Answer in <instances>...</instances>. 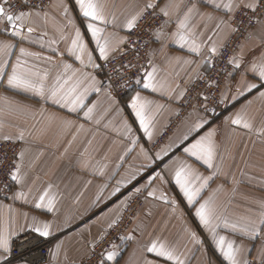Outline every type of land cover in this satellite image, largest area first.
<instances>
[{
	"label": "crops",
	"instance_id": "crops-1",
	"mask_svg": "<svg viewBox=\"0 0 264 264\" xmlns=\"http://www.w3.org/2000/svg\"><path fill=\"white\" fill-rule=\"evenodd\" d=\"M261 1L98 0L105 22L94 23L104 30L101 42L108 41L107 58L124 42L130 31L127 22L133 17L137 21L146 9L157 8L166 19L153 35L143 78L124 103L101 88L96 68L102 58L76 0H51L43 10L24 12L26 19L17 22L19 37L12 36L8 25L0 21V43L13 45L9 55H0L5 67V75L0 77V140L21 144L16 171L20 181H15L8 200H0V232L8 240V250L0 249V264H6L16 237L25 232L39 235L35 228L45 223L50 225L49 235L39 236L50 239L51 247L43 264L80 263L138 189L147 196L121 237L122 243L110 250L118 255L108 261L107 251L100 264H172L147 252L153 241L163 243L183 264H227L215 244L221 236L226 245L231 242L239 249L237 264L264 260V231L251 236L228 226H251L264 212V97L260 96L264 87L254 70V66L264 65V15L232 60L233 73L224 96L230 108L226 116L208 124L193 112L156 152L149 148L177 114L188 85L207 71L211 58L230 38L235 11L249 3L256 7ZM229 3L231 10L224 7ZM77 30L86 46L83 62L69 52ZM21 48L30 55L21 56ZM18 59L39 76L47 74L46 93L57 85L58 78L70 77L69 85L80 82L78 91L88 89L84 106L70 111L68 106L32 92L10 88L8 74ZM149 73L153 88L144 87ZM33 79L39 82L37 77ZM249 84L256 85L251 92L247 91ZM137 96L144 104L150 139L130 107ZM88 108L92 112L86 117ZM237 116L241 123L233 124ZM244 123L250 127L245 128ZM209 133L212 167L186 151ZM180 169L194 188L210 178L192 205L175 183ZM140 177L145 178L143 187H128ZM117 188L120 191L112 195ZM45 191L54 198L51 211L36 207ZM21 192L24 196H17ZM206 201L212 209L209 226L196 216V209Z\"/></svg>",
	"mask_w": 264,
	"mask_h": 264
},
{
	"label": "built area",
	"instance_id": "built-area-1",
	"mask_svg": "<svg viewBox=\"0 0 264 264\" xmlns=\"http://www.w3.org/2000/svg\"><path fill=\"white\" fill-rule=\"evenodd\" d=\"M50 0H7L6 10L14 14L29 10H43ZM4 4V0H0ZM257 12L241 9L235 18V35L225 46L220 55L213 59L210 71L197 80L187 90L181 101V114H185L197 106L202 111L212 114L219 107L220 90L223 80L229 72V61L238 48L241 38L256 22ZM165 20L156 10L143 13L137 23L127 33L123 44L114 55L98 60L96 74L100 78L101 87L109 91L116 99L122 101L132 89L136 88L143 78L149 62L153 35L162 29ZM237 37H240L238 40ZM241 39V40H240ZM17 147L13 142H0V198L11 193L9 176L14 168V157ZM135 212L133 204L116 224L114 233L93 246L89 256L78 264H100L102 255L110 250V242L114 241L120 230L129 224ZM51 240L44 239L32 232H25L16 237L11 245L6 264L22 262L26 264H43L49 257ZM245 264H264V260H248Z\"/></svg>",
	"mask_w": 264,
	"mask_h": 264
},
{
	"label": "snow or ice",
	"instance_id": "snow-or-ice-1",
	"mask_svg": "<svg viewBox=\"0 0 264 264\" xmlns=\"http://www.w3.org/2000/svg\"><path fill=\"white\" fill-rule=\"evenodd\" d=\"M77 5L79 6L80 12L82 13L83 17L86 18L88 21L86 27L88 32L91 34L92 39L96 42L97 48L99 49L100 58L107 59V48H108V41L107 39L101 42V33L104 31L102 28L96 26L94 22H101L104 23V16L102 14V5L98 3V0H76ZM7 4V0H4V4H0V21L6 22L9 29L11 30V35L19 37L21 35V31L18 28V23L21 24L26 19L27 14L24 12H20L19 15L14 14L13 12L7 11L5 5ZM152 5H148L151 7ZM220 7V5H217ZM225 8L231 10L232 4L224 5ZM245 7L250 8L251 10L255 11V4L249 3L246 4ZM167 15V13H165ZM136 17H133L127 22L126 27L131 29L136 24ZM29 32L32 31L31 28L28 29ZM180 40L184 41L185 38L180 36ZM85 44L81 39L80 31L77 30L75 39L72 41V47L69 49V52L74 54L77 60L82 61V56L85 52ZM13 48L12 44L9 43H0V55L7 56L10 54L11 49ZM196 46L193 45V49L195 50ZM212 51H215L213 49ZM20 55H30V53L25 52L23 48L20 49ZM88 62L91 64L92 56L91 54L88 55ZM6 63V62H5ZM239 67V64L236 65ZM67 67V66H66ZM254 70L258 71V76L261 83V86L264 87V65H261L258 69L255 68ZM5 75V67L4 64H0V77ZM33 77H37L39 82ZM47 79V74L44 76H39L38 73L32 72L30 69H27L24 66V62L21 60H17V62L12 66L11 73L8 74L7 83L10 88L13 89H22L24 91H29L34 93L37 96L44 97L46 99L52 100L54 103H58L61 106H68L70 111H76L78 108L84 106V99L88 93V89L85 88L83 91H78L80 87V82H76L74 84L69 85L70 77L67 79H63L62 81L60 78L57 79V85L53 87L46 93L44 81ZM152 74L149 73L147 79L144 81L145 88H153L154 85L152 84ZM93 87H94V78H93ZM255 84L247 85V91L251 92L253 88H255ZM261 97H264V92L260 93ZM5 104L8 102L5 100ZM130 107L135 112L137 119L139 120L140 126L145 132V134L151 138V132L149 131L148 123L144 116V104L140 101V98L134 97L132 99ZM92 112V108H88L85 116H89ZM233 124H240L241 119L237 116L235 119L232 120ZM245 128H249L250 125L244 123L243 125ZM197 127H202L198 125ZM212 133L208 134V137H202L201 140L197 141L195 144L191 146L190 149H186V151L195 156L197 159H202L208 167H212V159H213V148L211 144ZM135 143V141H133ZM157 159H160L159 154H157ZM18 171V169H17ZM131 179H135L133 176ZM175 183L180 188L182 194L186 198L189 205H192L197 197L199 196L201 190L207 185L208 179H205L203 183L200 185L199 188H194L192 186V182L185 172L184 169H180L175 174ZM11 180L16 181L17 183L20 181V177L17 175V172H13L11 174ZM120 189L117 188L112 193V195H116ZM139 191V189L137 190ZM152 195V193H149ZM17 196L23 197L24 194L17 193ZM166 201V198H164ZM54 206V198L49 196V193L45 191L40 197L39 201L36 203L37 208L46 207L49 211L52 210ZM264 208V204L261 205ZM196 216L199 218V221L204 226H209L211 223L212 217V209L209 207V202H205L201 204L199 208L196 209ZM232 229L239 230L240 232L249 234L251 236H256L259 234L260 231H264V212H261L260 219L258 223L253 225L249 224H236L232 223L230 225ZM50 225L45 223L40 227H36L35 231L39 233L40 236L47 237L49 235ZM123 239V238H122ZM127 239H131L128 237ZM215 239V237H214ZM215 244L217 249L222 253L225 261L227 264H237V253L239 251L238 248H234L233 243L228 242L227 245L225 243V238L223 236L215 239ZM0 249L4 251L8 250V240L7 237L4 235L3 232H0ZM147 252L155 254V256L162 258L165 261H170L172 264H183V261L179 260L176 257L172 250L167 248L163 243L153 241L151 245L147 248ZM118 253L116 251H109L106 253V259L108 261H112L116 258Z\"/></svg>",
	"mask_w": 264,
	"mask_h": 264
},
{
	"label": "rangeland",
	"instance_id": "rangeland-1",
	"mask_svg": "<svg viewBox=\"0 0 264 264\" xmlns=\"http://www.w3.org/2000/svg\"><path fill=\"white\" fill-rule=\"evenodd\" d=\"M50 2H51V0H50ZM50 2H49V4H50ZM156 10L162 17H163V19L165 20V23H166V19H165V17L157 10V8H149V9H146L143 13H145L146 11H148V10ZM241 9H246V10H249V11H252V12H257L259 9H260V11H259V14L257 15V18H256V22H255V24L253 25V26H251L250 28H249V30L247 31V33H246V35L244 36V37H242L240 40V43H239V46H238V48L235 50V52L233 53V55H232V57L230 58V61H229V72H228V74H227V76L225 77V79L223 80V88H221V90H220V93H219V95H220V105H219V107L217 108V109H215L214 111H213V113L212 114H208V112L207 111H202V110H200L197 106H193L192 107V109H190L189 111H187L185 114H181V101H182V99H183V97L185 96V94H186V92H187V90L189 89V87H191L197 80H199L201 77H203L204 75H206L209 71H210V69H211V67H212V63H213V59L214 58H216V57H218L219 55H220V53H221V51L225 48V46L233 39V37H234V35H235V32H236V30H235V26H234V21H235V18H236V15H237V13L241 10ZM142 13V14H143ZM141 14V15H142ZM140 15V16H141ZM263 15H264V1H261L260 3H258V5L255 7V11H253V10H251V9H249V8H245V7H240V8H238L236 11H235V13H234V15H233V17H232V20H231V29H232V32H231V36H230V38L228 39V41L224 44V46L220 49V51L216 54V55H214L212 58H211V60H210V63H209V66H208V68H207V71L204 73V74H202L198 79H196L195 81H193L190 85H188V87L186 88V90H185V92H184V94L182 95V97H181V99H180V101H179V104H178V112H177V114L174 116V117H172V118H170L169 119V121H168V125H167V127L165 128V130L163 131V133L158 137V139L153 143V144H151V146L149 147L150 148V151L151 152H156L164 143H165V141L169 138V136H171L172 134H173V132L175 131V129L178 127V125H180L181 124V122L189 115V114H191V113H193V112H195V113H199L200 115H202L204 118H206L207 120H208V124H213V123H216V122H218L219 120H221V119H223L225 116H226V114L228 113V111L230 110V108L228 109V107L226 106V104L224 103V96H225V93H226V91H227V84H228V81H229V79H230V77H231V74L233 73V67H232V60H233V58L235 57V55L237 54V52L240 50V48H241V46H242V44H243V42L246 40V39H248L249 37H250V35L252 34V32H253V30L256 28V26L258 25V23L261 21V19H262V17H263ZM140 18V17H139ZM138 18V19H139ZM138 21V20H137ZM137 21H136V23H137ZM6 23V22H5ZM164 23V24H165ZM7 25V24H6ZM127 36V35H126ZM240 37H237L236 39L238 40ZM126 39V38H125ZM125 41V40H124ZM123 44V43H122ZM115 54V53H114ZM113 54V55H114ZM99 60H102V59H99ZM98 62V61H97ZM102 88V87H101ZM103 89V88H102ZM116 99V98H115ZM126 99V98H125ZM125 99H123L122 101H119L118 99H116L117 101H119L120 103H124L125 102ZM0 142H4V143H8V142H13V144H15L16 145V147H17V154H16V156L14 157V168H13V170H12V172H11V174L13 173V172H16L17 171V167H18V161H19V156H20V152H21V144L20 143H18V142H15V141H11V140H0ZM155 166V169L156 170H158L159 169V163H156V165H154ZM11 174H10V176H9V185H8V187H12V189H11V193L9 194V196L8 197H6V198H0V200H8L9 198H10V196L12 195V192H13V187H15V181H13V180H11ZM145 178L144 177H140V178H138L133 184H131V185H129L128 187H143L141 184H142V181L144 180ZM147 187V186H146ZM172 187V186H171ZM146 196H147V193H146V191H144V190H142V189H139V191H137L136 190V194H134L133 196H132V198L127 202V204L125 205V208L123 209V211H122V213H121V215H120V217L117 219V221L115 222V223H113L109 228H108V230L106 231V235L103 237V238H101L100 240H99V242L101 241H103V239L107 236L108 238H109V235H111V234H113L114 232V230H115V228H116V224H117V222L119 221V220H121V218L123 217V215H124V213L133 205V204H135V212H134V214L132 215V218H131V220L129 221L130 223L129 224H127L126 226H125V228L124 229H122V230H120L119 231V233H118V236H117V238L114 240V241H112V242H110V250L113 248V246L116 244V243H122V238L121 237H123V234L126 232V231H128L129 230V227H130V225H131V223L134 221V219L136 218V216H137V214H138V212L140 211V208L142 207V205H143V202H144V200H145V198H146ZM99 242H97V243H99ZM96 243V244H97ZM95 244V245H96ZM94 245V246H95ZM109 250V251H110ZM10 253V252H9ZM105 254V253H104ZM103 254V255H104ZM103 255H102V257H103ZM89 256V255H88ZM87 256V257H88ZM86 257V258H87ZM85 258V259H86ZM102 259V258H101ZM22 263V262H21Z\"/></svg>",
	"mask_w": 264,
	"mask_h": 264
},
{
	"label": "water",
	"instance_id": "water-1",
	"mask_svg": "<svg viewBox=\"0 0 264 264\" xmlns=\"http://www.w3.org/2000/svg\"><path fill=\"white\" fill-rule=\"evenodd\" d=\"M20 29V28H19Z\"/></svg>",
	"mask_w": 264,
	"mask_h": 264
}]
</instances>
